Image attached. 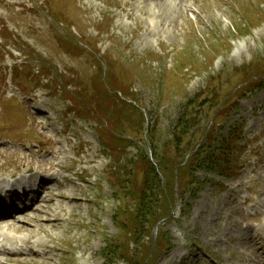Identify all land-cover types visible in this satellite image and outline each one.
<instances>
[{
    "label": "rangeland",
    "instance_id": "rangeland-1",
    "mask_svg": "<svg viewBox=\"0 0 264 264\" xmlns=\"http://www.w3.org/2000/svg\"><path fill=\"white\" fill-rule=\"evenodd\" d=\"M97 85L125 91L143 111L126 150L112 154L108 125L85 112ZM190 99L202 107L187 142L196 148L213 130L207 148L232 181L192 166L175 185L171 214L144 226L129 258L143 264L157 246L153 264H260L264 0H0V182L47 171L57 186L37 209L5 221L0 264H130L102 254L108 240L128 238L117 212H134L114 176L132 161L125 172L140 183L154 160L143 142L162 153Z\"/></svg>",
    "mask_w": 264,
    "mask_h": 264
},
{
    "label": "trees",
    "instance_id": "trees-1",
    "mask_svg": "<svg viewBox=\"0 0 264 264\" xmlns=\"http://www.w3.org/2000/svg\"><path fill=\"white\" fill-rule=\"evenodd\" d=\"M98 88V91L93 89V96L88 97L89 100L84 104H89L91 111L85 110V112L90 113L91 117H98L95 119L99 123L101 121L100 119H102L104 120V124L108 125L105 130L109 137L105 144L112 154L119 149L126 150L131 146L130 140L128 139L131 137L127 134V131H136L144 128L145 116L143 111L138 106L137 101L130 94L125 93V91H120V95H118L117 92L110 91L104 86L99 85ZM199 104V102L193 99L189 100L188 111L180 117L178 122V134L170 140L162 153H160L157 145L152 144V139L149 141L151 144L146 141L145 143L143 142L145 146L146 144L152 145L154 149V160H149L147 157L148 169L142 172L140 183L136 180V184L139 187H135L137 185L134 179L129 177L127 171L125 172L126 168H135L132 161H125L123 166L120 165L118 167L120 174L114 176L115 182L113 186L121 192L122 199L130 198L135 200L134 212L130 214V217L126 214L127 212L118 209L116 224L121 232L128 235V238L121 242L120 245L108 240L107 247L102 250L104 257L113 255L117 259L129 258V246L130 244H139L144 226L147 224L154 228L171 214V208L176 202L175 185L179 187L188 181V175L192 166H199L205 168L207 171L226 177L224 172H219V168L222 166L221 161L217 159V155L211 153L209 146L207 148L213 130L208 128L204 130L202 134L204 136V143L198 144L196 148L193 147L191 141L187 142L193 136L191 135L192 129L196 119L199 117L198 115L196 117V114L200 113L202 107ZM223 105L224 103L221 106ZM220 108L222 107L216 108V111L218 112ZM172 148L174 154H172ZM104 153L108 154L106 152ZM188 155L190 156L186 159ZM171 164L173 166H170ZM168 167L172 169V174L169 176L166 175ZM130 189L133 192L132 194H130ZM166 191H169L170 196L168 199L165 197V200L163 198V202L166 203L159 208L162 214H157L155 210H157L159 203L158 198L161 195L165 196ZM179 193H181L180 189ZM131 208L132 206L129 209ZM133 214L134 216H132ZM157 251L156 246L151 254L149 247L144 255L140 254L144 259L143 264L146 262L153 264L152 261L157 259ZM127 261L130 264H134L133 257L127 259Z\"/></svg>",
    "mask_w": 264,
    "mask_h": 264
},
{
    "label": "bare ground",
    "instance_id": "bare-ground-1",
    "mask_svg": "<svg viewBox=\"0 0 264 264\" xmlns=\"http://www.w3.org/2000/svg\"><path fill=\"white\" fill-rule=\"evenodd\" d=\"M28 172H33V171H31V170H28ZM45 173H48L47 174V176H45V177H42L41 179H40V184H45V181L46 180H49V179H55L56 178V176L54 175V174H50L49 172H45ZM82 176H86L85 175V173L83 172L82 174H81ZM13 177V176H12ZM5 181H2L1 183H0V190L1 189H3L4 188V186H5ZM44 186H47V185H44ZM45 191L43 190L42 192H40V193H38L37 195H35V198L33 199V203L34 202H39V201H41V202H44L45 200L44 199H41V194L42 193H44ZM6 193L8 194V195H11L12 197H11V200L12 199H14L16 196L14 195V194H12L13 192H11V191H6ZM62 198V197H61ZM44 200V201H43ZM11 205V204H10ZM33 205V204H32ZM12 207L10 208V209H8V207H5V205L2 203V202H0V236H5L6 235V233L4 232V229L5 228H8L9 227V225L5 222L7 219H15V218H17L19 215H23V214H26V212H24L23 214H21L19 211H17V209H16V207H14L13 205H11ZM39 207V205L36 207V209ZM19 220V219H18ZM10 227H11V225H10ZM9 227V228H10ZM6 237V236H5ZM1 238V237H0ZM8 240V239H7ZM3 246H5L4 245V242L3 241H1L0 242V248H3ZM12 253V252H11ZM32 254V253H31ZM261 255L263 256L264 255V252L263 253H261ZM12 260V259H11ZM260 264H264V261L263 260H261V263Z\"/></svg>",
    "mask_w": 264,
    "mask_h": 264
}]
</instances>
